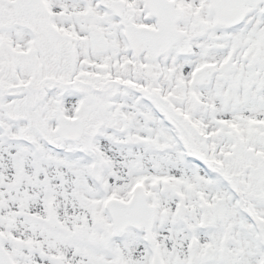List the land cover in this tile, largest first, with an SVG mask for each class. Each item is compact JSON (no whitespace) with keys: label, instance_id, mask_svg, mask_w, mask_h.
<instances>
[{"label":"snow or ice","instance_id":"1","mask_svg":"<svg viewBox=\"0 0 264 264\" xmlns=\"http://www.w3.org/2000/svg\"><path fill=\"white\" fill-rule=\"evenodd\" d=\"M0 264H264V0H0Z\"/></svg>","mask_w":264,"mask_h":264}]
</instances>
